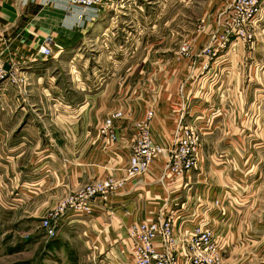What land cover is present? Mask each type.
Listing matches in <instances>:
<instances>
[{"label": "crops", "instance_id": "obj_1", "mask_svg": "<svg viewBox=\"0 0 264 264\" xmlns=\"http://www.w3.org/2000/svg\"><path fill=\"white\" fill-rule=\"evenodd\" d=\"M117 1L110 0L96 15L90 9L85 10L81 20L77 19L81 8L64 0H0V52L4 65L30 79L27 94L14 85L0 84V171L16 181L24 207L35 217L44 211L48 213L61 198L85 183L109 176L125 178L135 123L148 110L153 111L152 141L167 149L175 138V133H170L176 129L177 114L164 111L163 105L153 108L147 102L150 70L143 83L146 95L141 99L135 98L134 91L139 87L134 86L132 66H126L129 71L119 74L116 84L106 83L96 88L94 97L86 94L89 89L80 88L73 81L71 70L63 73L66 69L62 67L55 74L64 49L82 41L86 33H93L95 39L107 34L117 13L125 7L120 4L118 8ZM47 36L54 43L52 54L36 57V47ZM258 40L264 45V37ZM230 54H226L229 60ZM74 60L75 57L68 58V68ZM239 87L240 84L232 91ZM71 92L82 96L71 99ZM192 98H187L185 103L189 105ZM75 105L76 114L69 115ZM191 105L190 115L200 108L196 103ZM116 111H121L122 116L115 119L117 139L112 141L101 135L99 129L105 117ZM199 119L190 117L189 122L203 125ZM228 120L229 117H223L222 121L228 123ZM235 144H241V135H204L197 165L187 174L171 175L166 168V157L161 156L146 173L126 179L106 202L94 205L91 214L64 216L59 227L74 229L70 232L84 239L90 252L93 248V252L99 253L95 264H127L131 245L128 225L166 217L176 211L181 213L176 221L177 230L191 227L203 218L212 221L216 231H227L228 236L233 232L236 239H241V209L231 212L228 189L229 184L235 183L241 191V164L216 165L214 158L212 161L208 158L218 151L224 157L236 155ZM216 160L218 164L222 162ZM235 221L238 227L230 229ZM240 248L239 244L230 245L229 253ZM224 264H241V258L230 260L229 254Z\"/></svg>", "mask_w": 264, "mask_h": 264}, {"label": "rangeland", "instance_id": "obj_2", "mask_svg": "<svg viewBox=\"0 0 264 264\" xmlns=\"http://www.w3.org/2000/svg\"><path fill=\"white\" fill-rule=\"evenodd\" d=\"M233 3L118 0V8L120 4L126 8L120 7L107 34L95 39L93 33H86L82 41L64 49L61 64L54 71L56 74L62 67L66 69L63 73L71 70L73 81L94 97L96 88L116 84L119 74L129 71L126 66H132V80L139 87L135 98L141 99L146 95L143 83L150 70L147 102L153 108L163 105L169 114L175 112L176 125L179 121L189 124L202 141L208 134L241 135V144H235L236 155L224 157L218 151L208 157L210 161L214 158L216 165L241 164V191L235 183L228 188L231 212L241 209V239L233 232L228 236L227 231H216L212 221L208 222L218 240L220 264L229 254L230 260L241 258V264H264V45L258 42L264 37V22L258 23L264 20V13L241 24L238 32L231 12ZM74 57L68 68V58ZM23 76L29 83V77ZM238 84L241 87L233 92ZM81 96L70 93L74 100ZM190 96L193 98L187 105ZM191 103L200 108L190 115ZM76 109L77 105L69 115L76 114ZM190 117L202 119L203 125L190 123ZM223 117H229L228 123ZM175 131L174 127L170 135ZM216 159L222 162L218 164ZM19 192L16 181L0 171V264H95L99 253L93 248L90 252L84 239L70 232L74 229L60 226L54 237L46 235L41 225L46 212L33 216ZM231 227H238L236 221ZM235 244L241 250L229 253V246Z\"/></svg>", "mask_w": 264, "mask_h": 264}, {"label": "built area", "instance_id": "obj_3", "mask_svg": "<svg viewBox=\"0 0 264 264\" xmlns=\"http://www.w3.org/2000/svg\"><path fill=\"white\" fill-rule=\"evenodd\" d=\"M70 6L81 8L77 19H83L84 11L90 9L96 15L109 5L110 0H64ZM238 32L241 24L251 22L264 13V0H234L231 10ZM251 20V21H250ZM54 43L50 36L35 50L36 57L52 54ZM185 50V47H182ZM27 78L16 69L6 68L0 52V84L7 83L26 92ZM121 111L110 113L100 126L101 135L116 141L115 119ZM153 111L136 122V131L125 168V178L105 177L85 183L76 191L61 198L56 206L42 218L41 225L49 237L56 235L60 219L64 216H84L92 213L94 205L106 202L126 179L135 178L148 171L159 157H166V168L174 177H182L197 165L201 137L189 124L179 121L175 138L168 149L154 143L150 135ZM217 203V201L215 202ZM181 213L176 211L166 217L135 221L128 225L127 234L131 241L130 264H220L217 241L210 230L209 222L199 219L195 225L177 230L176 221Z\"/></svg>", "mask_w": 264, "mask_h": 264}]
</instances>
